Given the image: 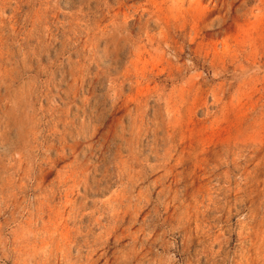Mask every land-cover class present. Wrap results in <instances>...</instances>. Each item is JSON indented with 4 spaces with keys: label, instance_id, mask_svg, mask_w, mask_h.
Masks as SVG:
<instances>
[{
    "label": "rangeland",
    "instance_id": "374dc122",
    "mask_svg": "<svg viewBox=\"0 0 264 264\" xmlns=\"http://www.w3.org/2000/svg\"><path fill=\"white\" fill-rule=\"evenodd\" d=\"M0 264H264V0H0Z\"/></svg>",
    "mask_w": 264,
    "mask_h": 264
}]
</instances>
